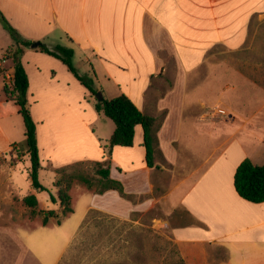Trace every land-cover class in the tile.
Returning a JSON list of instances; mask_svg holds the SVG:
<instances>
[{
	"label": "crops",
	"instance_id": "1",
	"mask_svg": "<svg viewBox=\"0 0 264 264\" xmlns=\"http://www.w3.org/2000/svg\"><path fill=\"white\" fill-rule=\"evenodd\" d=\"M0 11L12 17L11 25L24 39L50 49L57 45L73 49L78 56L73 59L75 67L94 80L102 98L127 95L157 126L161 155L154 167L147 164L141 125L133 146L114 147L108 156L107 141L116 126L96 110L97 95L60 59L43 53L40 45L31 46L24 50L22 62L36 123L31 98L40 97L42 103L38 130L42 169L55 171L105 158L111 178L122 182L125 192L147 195L155 192V175L166 161L182 170L168 195L179 209L171 226L179 258L185 264H264V202L245 200L234 186L236 169L244 159L264 164V86L254 78V69L243 73L232 67L235 62L214 56L216 49L237 52L255 43L251 26L264 24V0H0ZM55 31L57 36L51 37ZM9 62L0 61V74L12 81L14 65ZM227 79L238 83L231 85ZM238 85L251 87V92L244 94ZM229 95L252 96L255 103L245 107L251 115L242 120L239 106L224 103ZM50 137L58 144L45 162L42 153ZM69 143L76 144L75 151L68 150ZM63 145L65 154H58ZM1 187L18 192L10 170H0ZM31 193L39 200L41 192ZM70 195L72 213L64 215L59 200L46 201L43 205L56 213L48 223L39 224V232L29 227L24 236L14 233L24 252L20 263L12 264H47L43 229L62 242L50 262L59 264L92 210L124 218L133 209L116 190L99 194L80 186L72 187ZM64 224L71 226L67 236ZM0 264H6L4 257Z\"/></svg>",
	"mask_w": 264,
	"mask_h": 264
},
{
	"label": "rangeland",
	"instance_id": "2",
	"mask_svg": "<svg viewBox=\"0 0 264 264\" xmlns=\"http://www.w3.org/2000/svg\"><path fill=\"white\" fill-rule=\"evenodd\" d=\"M4 16L10 23L12 17H7L5 14ZM57 34L58 32L55 31L51 37H55ZM250 39L254 40L257 45L254 42L251 45L249 42L247 47L237 52L216 49L214 56L219 60L225 58L227 62H235L231 64L232 67L241 68L243 73H250L251 69H254V78L261 86H264V44H262L264 43V24H252ZM260 44L262 45L260 46ZM16 47L18 44L0 19V61L3 59L10 60L9 63L13 64L9 56V49H16ZM21 58L23 60V54ZM253 58V63L257 62V64H252ZM77 60L78 56H75L74 61ZM30 66L34 68L35 63H30ZM10 82L6 73L0 74V101L4 100L6 96L4 92L5 83L10 85ZM226 82H231V85H233L232 82L238 83L237 80L231 79H227ZM238 87L245 90L244 94L251 92L249 89L251 87L247 85H238ZM31 99L39 130L42 127V103L40 97L35 96ZM253 99L250 95L242 97L229 95V97L224 98V103L239 106L244 111L241 113L242 120H244V117L247 118L251 115L245 107L254 104ZM55 143L50 137L48 147L43 148L42 157L45 162L53 156ZM249 147L254 152L257 151L254 144H249ZM67 148L71 152L75 151L76 144L69 143ZM65 149V145L59 147L58 154L64 152ZM26 153L27 144L23 117L16 115L0 120V170H10L19 186L18 192H10L7 188H0V258L4 257L6 264H12L13 260L20 263V257L24 252L23 244L19 238L14 236V233L18 232L24 236L26 231L31 230L29 227L36 229L37 232L42 229L38 225L43 224L44 217L48 216L46 213L50 211L43 203L46 201L49 204L53 203L52 196L56 197L55 181L57 179L65 180L71 174H75L87 176L94 184L100 182V177L94 169V162L71 165L67 171L61 172L60 175L55 172L57 169L55 171L48 169L50 167L41 169L39 178L47 190L38 194L42 205H39L36 208L37 213L32 215L31 208H28L20 197H25L34 190L29 173L31 160ZM162 164L165 168L162 171L158 170L155 175L156 187L153 194H129L124 189L126 196H122L129 199L133 204L129 217L123 218L99 210H92L59 264H177L179 256L172 241L171 226L175 215L179 213V209L173 207L168 195L174 183L181 178L182 170L167 164L166 161H162ZM80 186L86 185L79 180H74L72 187ZM90 190L95 192L94 189ZM5 197L7 198L5 199ZM154 198L157 199L156 202H154ZM75 199L77 204L82 203L77 198ZM143 203L146 205L144 206ZM11 210L14 215L10 221L8 215ZM70 228L71 226L66 227L64 224L62 229H65L66 236L69 234ZM43 230L47 244V250H45L47 264H50L56 258L54 251L61 249L62 242H57L54 236L47 234V230ZM14 253L17 254V259L13 258ZM11 256L12 259H10Z\"/></svg>",
	"mask_w": 264,
	"mask_h": 264
},
{
	"label": "trees",
	"instance_id": "3",
	"mask_svg": "<svg viewBox=\"0 0 264 264\" xmlns=\"http://www.w3.org/2000/svg\"><path fill=\"white\" fill-rule=\"evenodd\" d=\"M0 19L4 27L14 38L18 47L11 48L9 56L13 61L14 72L10 85L5 83L4 92L6 99L0 102V119H6L12 116L21 115L25 126V137L27 144V155L31 160V169L29 171L32 181V187L37 192L46 191L47 188L41 183L39 174L43 168L40 157V148L38 143V127L35 122L31 105L29 101V77L25 66L22 62V54L26 48L32 46V42L24 39L18 31L8 22L4 14L0 11ZM43 53L49 54L60 59L75 75V77L89 90L92 95H96L99 90L95 86L94 80L88 75H81L74 64V51L71 48L57 45L50 49L46 44L41 43L38 47ZM95 108L99 113L104 114L111 119L116 126L112 136L107 141L108 156L111 155L114 147H131L134 144L136 127L141 125L144 130V146L146 148V160L150 167L155 166V160L161 155L159 149L157 126L155 119L143 114L134 102L125 94L112 99L97 100ZM85 163V162H81ZM71 166V165H70ZM69 166L56 170L60 175L61 172L67 171ZM96 174L100 177V182L94 184L93 181L84 175L71 174L68 179L61 178L55 181V188L58 190L57 198L52 196V202L59 200L62 213L67 215L73 212L70 190L74 180L84 183L89 189H94L96 193L102 194L109 190H116L121 195L124 193L123 184L111 178V165L109 159L101 162H94ZM234 186L236 192L245 200L253 203L264 202V164H255L251 159H244L236 169L234 175ZM23 203L31 208L32 215L37 213L36 208L39 206V200L36 194L31 193L23 198ZM54 211H49V215L44 217L43 224L48 223L49 217L55 215ZM177 264H185L179 258Z\"/></svg>",
	"mask_w": 264,
	"mask_h": 264
},
{
	"label": "water",
	"instance_id": "4",
	"mask_svg": "<svg viewBox=\"0 0 264 264\" xmlns=\"http://www.w3.org/2000/svg\"><path fill=\"white\" fill-rule=\"evenodd\" d=\"M40 44H41L40 42H35V43L32 44V47H33V48H37ZM96 95H97V98H98L99 100H102L101 93H97Z\"/></svg>",
	"mask_w": 264,
	"mask_h": 264
},
{
	"label": "built area",
	"instance_id": "5",
	"mask_svg": "<svg viewBox=\"0 0 264 264\" xmlns=\"http://www.w3.org/2000/svg\"><path fill=\"white\" fill-rule=\"evenodd\" d=\"M5 56L7 57V55H4V57H5ZM4 60H5V59H3V61H4Z\"/></svg>",
	"mask_w": 264,
	"mask_h": 264
}]
</instances>
